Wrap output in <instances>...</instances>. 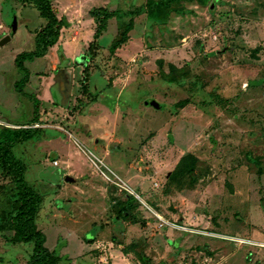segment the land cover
<instances>
[{
    "label": "rangeland",
    "instance_id": "1",
    "mask_svg": "<svg viewBox=\"0 0 264 264\" xmlns=\"http://www.w3.org/2000/svg\"><path fill=\"white\" fill-rule=\"evenodd\" d=\"M51 1L67 26L19 92L16 60L48 22L0 0V134L42 131L13 151L58 264H264V0L159 19L150 3L168 0ZM19 197L0 167V264L34 253L16 242Z\"/></svg>",
    "mask_w": 264,
    "mask_h": 264
},
{
    "label": "trees",
    "instance_id": "2",
    "mask_svg": "<svg viewBox=\"0 0 264 264\" xmlns=\"http://www.w3.org/2000/svg\"><path fill=\"white\" fill-rule=\"evenodd\" d=\"M20 1L36 6L41 17L48 22L45 29L37 35L36 51L32 53H22L16 60V65L19 70L26 76L21 82L16 84V90L22 92V88L29 83L31 76L25 63L45 58L50 50L60 42L62 31L67 24L65 20H61L58 17L51 0ZM187 1L193 0H168L159 3L151 2L149 14L153 19H159L162 15L167 13L173 5ZM112 17V15L107 16V19H111ZM133 28L134 24H130L123 31L121 37L111 47L112 52L118 51L129 42L130 32ZM105 29L106 27H99L95 38L99 39L100 34ZM96 42H98V40H96ZM94 43H92L90 49L95 47ZM86 85H88V83ZM86 88L87 86L85 89ZM35 103L38 105L39 100L36 99ZM40 136H42V131L38 128H7V130L0 134V167L13 176L16 189L20 195L19 206L12 222L16 229V242L34 243L35 245L34 253L28 264H58V257L47 247V236L40 231L37 226V218L44 204L43 196L28 184L26 179L27 166L24 162L15 157L13 151L16 145L35 140ZM189 156L191 155L187 154L184 159ZM127 254L129 253L127 252ZM145 264L151 263L147 260Z\"/></svg>",
    "mask_w": 264,
    "mask_h": 264
},
{
    "label": "water",
    "instance_id": "3",
    "mask_svg": "<svg viewBox=\"0 0 264 264\" xmlns=\"http://www.w3.org/2000/svg\"><path fill=\"white\" fill-rule=\"evenodd\" d=\"M218 1H219V0H215L214 4H213V6H212V9H214V8L216 7ZM10 41H11V38L8 37V38H6L5 43H9ZM66 181L69 182V183H74V182H75V179L72 178V177H67V178H66Z\"/></svg>",
    "mask_w": 264,
    "mask_h": 264
},
{
    "label": "built area",
    "instance_id": "4",
    "mask_svg": "<svg viewBox=\"0 0 264 264\" xmlns=\"http://www.w3.org/2000/svg\"><path fill=\"white\" fill-rule=\"evenodd\" d=\"M95 163V162H94ZM58 163H56V165H57Z\"/></svg>",
    "mask_w": 264,
    "mask_h": 264
},
{
    "label": "crops",
    "instance_id": "5",
    "mask_svg": "<svg viewBox=\"0 0 264 264\" xmlns=\"http://www.w3.org/2000/svg\"><path fill=\"white\" fill-rule=\"evenodd\" d=\"M7 125H8V123H7Z\"/></svg>",
    "mask_w": 264,
    "mask_h": 264
}]
</instances>
